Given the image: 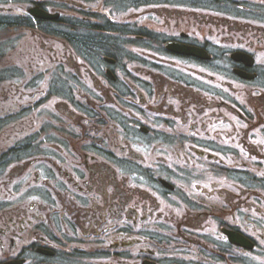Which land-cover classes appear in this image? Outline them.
Returning <instances> with one entry per match:
<instances>
[{
  "label": "flooded vegetation",
  "instance_id": "obj_1",
  "mask_svg": "<svg viewBox=\"0 0 264 264\" xmlns=\"http://www.w3.org/2000/svg\"><path fill=\"white\" fill-rule=\"evenodd\" d=\"M0 264H264V0H0Z\"/></svg>",
  "mask_w": 264,
  "mask_h": 264
},
{
  "label": "rangeland",
  "instance_id": "obj_2",
  "mask_svg": "<svg viewBox=\"0 0 264 264\" xmlns=\"http://www.w3.org/2000/svg\"><path fill=\"white\" fill-rule=\"evenodd\" d=\"M99 1V0H98ZM109 2H111V1H109ZM138 6H141V4H139V5H137V7ZM220 5H217V7H214L215 9H220V7H219ZM157 9H159V8H157ZM163 9V8H162ZM79 13H77L76 15L77 16H80V15H78ZM134 16V12H133V10H131V12H128V13H126L125 14V18H131V16ZM174 15L176 16V15H182V14H176V13H174ZM148 19H151L152 20V18H148ZM180 19V18H179ZM126 21V20H125Z\"/></svg>",
  "mask_w": 264,
  "mask_h": 264
}]
</instances>
